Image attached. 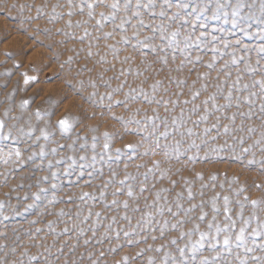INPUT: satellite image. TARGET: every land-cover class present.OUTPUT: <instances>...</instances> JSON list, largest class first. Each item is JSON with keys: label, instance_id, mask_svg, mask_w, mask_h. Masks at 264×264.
Here are the masks:
<instances>
[{"label": "rangeland", "instance_id": "1", "mask_svg": "<svg viewBox=\"0 0 264 264\" xmlns=\"http://www.w3.org/2000/svg\"><path fill=\"white\" fill-rule=\"evenodd\" d=\"M112 2L0 0V264H264L260 0H240L235 17L237 0H227L216 18V0H182L205 11L175 17V0H154L139 17L119 0L114 20ZM141 19L149 26L134 28ZM161 25L166 37L179 31L171 46ZM154 28L145 42L155 52L138 44ZM237 76L249 87L233 91L231 107L203 103L224 104ZM249 92L253 115L242 117L250 105L236 96Z\"/></svg>", "mask_w": 264, "mask_h": 264}, {"label": "snow or ice", "instance_id": "2", "mask_svg": "<svg viewBox=\"0 0 264 264\" xmlns=\"http://www.w3.org/2000/svg\"><path fill=\"white\" fill-rule=\"evenodd\" d=\"M69 2L71 3V0H69ZM97 2L98 3H103L104 0H97ZM163 5L167 6L168 8L173 7L172 0H163ZM229 6L230 5L227 3V0H224V2H221V0H216V7L213 10L214 14H213V17L212 18H216V15H215L216 12L223 11L226 7H229ZM245 6L246 5L243 4L242 2H240V0H237V3L235 5H231L233 17L236 16L238 9L244 8ZM88 7L91 8L92 5L89 4ZM108 7H110L111 9H113V13L111 14V18L114 20L115 19V12L116 11H119L121 9V3L119 2V0H113V2L110 5H108ZM154 7H155L154 0H147V3H143V4L141 3V0H136L135 5L132 4V0H123V10H124L125 13H127L130 9H133V8L136 9L135 11H133L131 13V16L132 17H139L140 14H141L140 13V9L141 8L148 9V8H154ZM175 7L177 8L178 11L173 14L174 17L179 15V10L180 9H186V8H189V7H192L193 13H195L196 15H199L201 12H204L205 11V7L204 6H201L199 4H195V5L189 4L187 2H182V0H175ZM247 7L251 8L252 5H247ZM260 10H261L262 13H264V0H260ZM89 14L91 15V13H89ZM152 14L155 15V13H152ZM159 15L160 16H164L165 15L164 11H161L159 13ZM189 15H191V14H189ZM225 15H227V13H225ZM172 18L173 17H169V19H172ZM103 19L107 20V19H109V17L105 16V17H103ZM97 23H99V21H97ZM126 23H130V17H128V16L122 17L121 18V21H120V24L117 25V27H119L121 30H123ZM132 26L134 28H136V27H147L149 25H145L144 21L141 19V20H138L137 21V24H134ZM202 26L203 25H201V27ZM162 29H163V25L160 26V31H161L160 39L161 40L167 39L169 41V45L168 46H171V43H173V38L174 37H177L179 35V31L178 30L177 31H174V32L171 33L170 36H167L166 37V36H164ZM156 31H157V29L154 28L153 29V36H151V37H145V40L144 41H138V44H140L144 48L151 47L152 48V51L155 52L156 51V47L155 46H152V45H149L145 41H147L149 39L155 38ZM262 34H264V33H262ZM105 35H110V33H106ZM135 35L136 34L133 33V36H135ZM122 39H125L126 40V38H124V37H122ZM188 39H189V37H185V40L186 41ZM185 47H187V44L185 45ZM164 50L165 49H160V51H164ZM256 51L258 53L264 54V45H261L260 47H258L256 49ZM262 58H264V57H262ZM159 59L161 61L166 62V58L163 57V56H161ZM232 63L235 64L236 63V60L233 59ZM257 63H259V61H257ZM208 67L211 68L212 65L209 64ZM246 71L248 73H252V72L255 71V69H253L251 67H248L246 69ZM200 75H201V77L204 76V74H200ZM227 75H231V73H228ZM29 79H33L34 80L35 77H31V78L26 77L25 78V83H27ZM240 81H241V77L240 76H237L236 80L233 81V83L228 86L229 90H228V94L226 96H224V100H225V103L224 104H222V105L221 104H217L215 102L216 97L214 95H209L207 97V99L203 103L205 105H207L208 104V101H212L211 107L213 109H216V110H220L221 108L231 107L232 106L231 105V102H232V98H233V91H235L236 93L239 94L241 91H247L248 90V87H249L248 84L241 85L240 84ZM179 83H183V81H179ZM256 84H259L260 85V91L261 92H264V80H262V81H253V85H256ZM154 87H155V85H154ZM202 87L203 88H206L207 85H202ZM217 87L218 88H221V86H219V85ZM197 95H199L198 92L197 93H193V96H197ZM256 95H257L256 92H249L248 95H246V96H240V95H237L236 96V106L237 107H239V104H240V101L241 100H243L244 102H246L247 104L250 105L249 111L247 113H244V112H241L240 113V115L242 117L243 116H246V115L248 117H251L253 115V113L251 112V106L254 103L253 100H252V97H255ZM133 99H135V97H133ZM171 102L173 103V105H175L177 103V101H171ZM156 103L159 104L160 101H156ZM184 103L186 104V103H188V101H184ZM164 104L167 105L168 104V101L165 100L164 101ZM198 107H199L198 105L197 106H194L193 109H192V111L195 112ZM166 110H167V107H166ZM207 112H208V108L205 107V113H207ZM260 112H261L262 115H264V103H261V105H260ZM181 115H183V109L181 110ZM231 118L234 119L235 118V114H233V116ZM148 119L154 120V119H156V117H149ZM206 119H207V115L200 116V117H198L196 123H199L201 120H206ZM58 123L62 127H67L68 126V120L66 118L59 120ZM136 123H139V121H136ZM172 125L175 126V128H176L177 131L179 130V126L177 124V118L173 117V119H172ZM212 127L215 128L216 125L214 124V125H212ZM224 130H225V132L228 131L227 125H225V129ZM253 130L254 129H252V128H249L248 129V131H250V132L253 131ZM187 131H188V134L190 135L191 134V129H188ZM204 131L207 132L208 129L205 128ZM168 134H169V132L167 131V127H166V131L163 132V133H161L160 135L161 136H164V137H167ZM105 135H107V134H105ZM262 136H264V134H262ZM242 140H243V138L241 137V142H242ZM257 143H259V141H257ZM179 144H180V141H175V151H176L177 155H179ZM156 146L157 147H160L159 143H157ZM193 146H196V145L193 144ZM105 147L107 148L108 145L105 144ZM126 147H132V145H127ZM164 147L167 148L168 145H165ZM244 151L247 152L248 149H244ZM16 155L19 156V152L18 151H17ZM121 183H123V181ZM128 195L129 196L132 195L131 189H129ZM188 196L189 197L192 196L191 190H189ZM227 199L228 198L225 197V213L228 212ZM113 203H115V201H113ZM252 203L255 205L257 203V201H252ZM124 207L127 208V202H125ZM177 207H180V205H177ZM134 210H138V209H134ZM157 211H160V209L158 208ZM168 211L171 212V208H169ZM98 215H99V213H97V216ZM151 215H152L151 213H144V216L145 217H150ZM173 215H175V213H173ZM125 218L127 219V217H125ZM200 218L203 219V215ZM142 219H143V217H142ZM245 223L247 224V221H245ZM172 227L175 228L176 225L174 224V225H172ZM37 231H39V229ZM219 231H220V229L217 228V232H219ZM243 234H244V228H241L239 234H237L236 237H235L236 241H242L243 238H244V235ZM253 234H255V230H253ZM127 235H128V233H125V236H127ZM181 235H183V233H181ZM204 235L205 234L202 233L201 234V238H203ZM213 239H216V238L213 237ZM173 242H175V241H173ZM216 242L217 243H220V241L218 239H217ZM85 243H88V241H85ZM230 243H231L230 238L228 236H225L224 239H223V245L225 247H227V246L230 245ZM179 251H180L181 256H183L184 255V249H180ZM246 251L250 252L251 249L248 248V249H246ZM101 255H103V253H101ZM212 259L214 260L215 257H213ZM237 259H239V258L237 257ZM253 259H259V257H253ZM200 264H209V258L208 257H203L200 260ZM240 264H245V262L244 261H240Z\"/></svg>", "mask_w": 264, "mask_h": 264}]
</instances>
